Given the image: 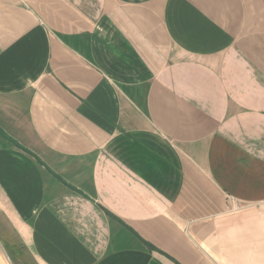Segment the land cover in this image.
Segmentation results:
<instances>
[{
  "label": "crops",
  "instance_id": "1",
  "mask_svg": "<svg viewBox=\"0 0 264 264\" xmlns=\"http://www.w3.org/2000/svg\"><path fill=\"white\" fill-rule=\"evenodd\" d=\"M0 264H264V0H0Z\"/></svg>",
  "mask_w": 264,
  "mask_h": 264
}]
</instances>
